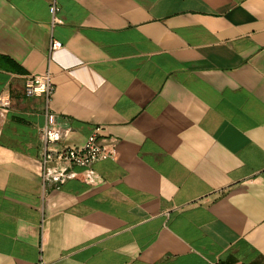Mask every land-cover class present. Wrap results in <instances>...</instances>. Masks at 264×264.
I'll list each match as a JSON object with an SVG mask.
<instances>
[{"label":"crops","instance_id":"0c3cea01","mask_svg":"<svg viewBox=\"0 0 264 264\" xmlns=\"http://www.w3.org/2000/svg\"><path fill=\"white\" fill-rule=\"evenodd\" d=\"M0 95V264H264V0H0Z\"/></svg>","mask_w":264,"mask_h":264},{"label":"built area","instance_id":"2783aa9c","mask_svg":"<svg viewBox=\"0 0 264 264\" xmlns=\"http://www.w3.org/2000/svg\"><path fill=\"white\" fill-rule=\"evenodd\" d=\"M51 25L59 24L56 19L57 7L54 3H50L49 8ZM59 44L51 41L49 45V52L52 53L59 49ZM54 91L51 83V77L48 72L41 75H29L23 81V93L26 97H41L46 102L49 101ZM9 107V98L6 95H0V108L7 109ZM46 122L41 129V139L44 146V152L40 158L41 181L44 185L45 181L50 178L52 180H59L61 176L56 174H48V167L55 161H63L72 167H78L88 170L93 163L101 158H113V146H104L100 138L101 128L96 127L92 133L86 138L84 144L79 148H57L61 137L58 131L53 128L54 115L47 113ZM208 264H219L218 262H211Z\"/></svg>","mask_w":264,"mask_h":264}]
</instances>
